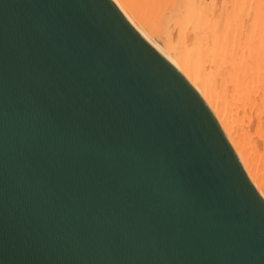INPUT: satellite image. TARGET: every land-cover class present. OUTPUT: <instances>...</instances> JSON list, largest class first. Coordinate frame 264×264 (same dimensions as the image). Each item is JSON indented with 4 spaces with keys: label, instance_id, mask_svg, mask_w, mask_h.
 Returning a JSON list of instances; mask_svg holds the SVG:
<instances>
[{
    "label": "water",
    "instance_id": "1",
    "mask_svg": "<svg viewBox=\"0 0 264 264\" xmlns=\"http://www.w3.org/2000/svg\"><path fill=\"white\" fill-rule=\"evenodd\" d=\"M0 264H264L239 151L113 0H0Z\"/></svg>",
    "mask_w": 264,
    "mask_h": 264
},
{
    "label": "bare ground",
    "instance_id": "2",
    "mask_svg": "<svg viewBox=\"0 0 264 264\" xmlns=\"http://www.w3.org/2000/svg\"><path fill=\"white\" fill-rule=\"evenodd\" d=\"M113 1L205 99L264 195V0Z\"/></svg>",
    "mask_w": 264,
    "mask_h": 264
},
{
    "label": "rangeland",
    "instance_id": "3",
    "mask_svg": "<svg viewBox=\"0 0 264 264\" xmlns=\"http://www.w3.org/2000/svg\"><path fill=\"white\" fill-rule=\"evenodd\" d=\"M165 33V32H164ZM166 37V36H165Z\"/></svg>",
    "mask_w": 264,
    "mask_h": 264
}]
</instances>
